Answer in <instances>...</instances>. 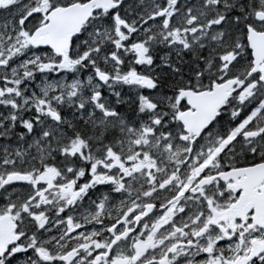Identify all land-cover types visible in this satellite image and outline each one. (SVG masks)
Returning a JSON list of instances; mask_svg holds the SVG:
<instances>
[{
  "label": "snow or ice",
  "instance_id": "1",
  "mask_svg": "<svg viewBox=\"0 0 264 264\" xmlns=\"http://www.w3.org/2000/svg\"><path fill=\"white\" fill-rule=\"evenodd\" d=\"M0 264H264V0H0Z\"/></svg>",
  "mask_w": 264,
  "mask_h": 264
},
{
  "label": "flooded vegetation",
  "instance_id": "2",
  "mask_svg": "<svg viewBox=\"0 0 264 264\" xmlns=\"http://www.w3.org/2000/svg\"><path fill=\"white\" fill-rule=\"evenodd\" d=\"M125 92H127V89H125ZM106 96L108 95V92L105 91L104 93ZM127 99V96L125 97ZM112 99L114 100L115 97H112ZM131 109V105L130 104H125L122 108H121V111H130Z\"/></svg>",
  "mask_w": 264,
  "mask_h": 264
}]
</instances>
